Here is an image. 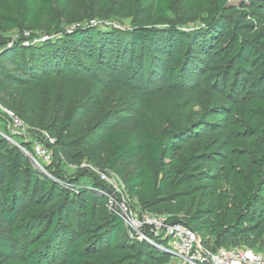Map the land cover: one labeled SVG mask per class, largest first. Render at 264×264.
<instances>
[{
  "label": "rangeland",
  "instance_id": "374dc122",
  "mask_svg": "<svg viewBox=\"0 0 264 264\" xmlns=\"http://www.w3.org/2000/svg\"><path fill=\"white\" fill-rule=\"evenodd\" d=\"M155 1L110 0L106 5L105 0H68L64 5H59L53 0L52 10L31 30L23 27L7 29L0 23V43H6L0 52L12 47L20 38L36 36L41 28H48L53 20L58 22L59 27L66 28L77 24L93 25L88 15L94 16L92 19L97 25L109 22L113 26L100 25V28L120 29L123 37H127L126 31L137 26H174L188 32V47L195 36L206 32V9H190L186 0H175L168 15L159 17L154 14ZM230 4L252 5L260 14L258 29L264 31V0H231ZM0 9L17 11L18 6L11 0H0ZM232 12L228 7L224 11L217 10V14L231 15ZM230 27L217 32L211 39L198 40L189 54L185 51L184 59L177 65L170 82L157 74L152 75L153 79L149 81L143 78L137 80L141 74L139 65L145 62L144 55H139L138 46L122 70L112 75L111 84L101 79L109 71L91 64V74L71 71L50 73L29 83L23 81L17 84L12 79L0 77V135L9 146L16 147L39 172L45 174L43 164L49 163L39 158L37 162L33 160L31 152L21 144L32 143L35 134L50 146L57 138L70 151L69 157L72 154H81V157L76 161L68 160V156H64L63 151L58 152L61 150L54 146V152L63 155L55 170L52 169L56 175L72 178L82 170L107 184L110 189L108 193L95 191L97 196L106 194V204L100 199L101 203L93 206L91 219L85 220L83 214H76L63 236L62 245L65 247L69 240L82 235L89 256L85 264L176 263L175 256L162 250L157 241L152 242L153 236L139 240L128 233V238L119 237L112 246L106 242L107 228L102 227V222L107 218V212L111 211L107 200L113 187L100 180L99 172L116 183L119 192L133 208L139 206L138 199L130 193L123 179L107 166L110 148L103 140L99 126L104 122L111 123L113 117L127 124L132 136L147 130L164 133L182 130L181 137L185 143L175 156L177 164L173 173L159 172V177L169 175V187L157 207L147 212L184 219L202 214L206 215V220L220 218L222 224H229L236 216H243L246 223L264 228V112L257 115L245 110L246 104L253 100H264V67L253 71L249 79L239 76L241 82L245 83L242 92L232 86L240 70L223 55V47L230 37ZM162 38L165 39L166 35ZM113 41L109 40L107 47L111 52L117 42ZM207 50L211 52L207 54ZM189 57L192 61L188 69H182ZM212 62L215 64L212 65ZM216 83L223 92L215 86ZM85 102L92 106L86 112L82 106ZM239 103L246 106L239 107ZM47 127L55 137L45 130ZM79 136L84 138V143L73 144ZM56 162L55 158L48 166ZM122 166L125 174L129 175L134 167L133 161ZM149 166L157 174L155 162L149 163ZM84 174L80 175V182L88 184L92 178ZM61 183L66 186V182ZM36 193L29 206L18 216V222L41 214L45 217V223L38 224L39 228L36 229L29 226L25 233L27 239L44 231L51 219L49 213L57 210L61 203L60 199L49 203L41 195L38 196L41 187ZM75 205L81 210L79 201L74 203L73 208ZM193 226L201 242L204 240L209 247H216L215 237L206 223ZM237 244L239 240L233 243L240 246ZM160 251L168 255L160 254ZM63 255L53 254L43 264H64Z\"/></svg>",
  "mask_w": 264,
  "mask_h": 264
},
{
  "label": "trees",
  "instance_id": "16d2710c",
  "mask_svg": "<svg viewBox=\"0 0 264 264\" xmlns=\"http://www.w3.org/2000/svg\"><path fill=\"white\" fill-rule=\"evenodd\" d=\"M11 1L18 6L17 11L0 9V23L7 29L23 27L31 30L53 8V0ZM67 1L56 0L59 5H64ZM174 1L156 0L154 14L159 17L167 16ZM230 1L186 0L190 9L207 10L204 18L206 32L195 36L189 47L188 32L176 29L174 26L166 28L137 26L126 31L127 37H123V31L120 29L114 27L101 29L100 25L108 26L106 23L66 28L59 27L58 22L53 20L48 28L46 26L41 28L39 33H33L36 36L20 38L12 47L0 52V77L12 79L17 84L24 83L23 81L29 83L50 73L71 71L76 74H91L89 67L91 64L109 71L105 76H101V79L111 84L112 75L122 70L121 68L132 58L134 49L138 46L139 55L141 54V57L142 54L144 55L145 62L139 65L141 74L137 80L143 78L149 81L153 79L152 75L157 74L170 82L177 65L184 59L185 51L189 54L198 40L211 39L217 32L231 26L228 29L230 37L223 47V55L232 60L240 70L238 76H235L236 83L232 86L242 92L245 83L241 82L239 76L249 79L253 71L264 67V31L258 29V24L261 22L260 14L252 5L235 6L231 5ZM109 2L110 0H105L106 5ZM226 7L233 10L231 15L217 14V10L224 11ZM93 17L88 15L87 18L94 20ZM163 35H166L165 39L162 38ZM111 39L117 41L112 52L107 49ZM5 46V42L0 43V48ZM210 52L207 50L206 53ZM191 61L192 58L189 57L182 69L187 70ZM214 64L212 62V65ZM221 84L224 86V83ZM215 86L223 92L217 83ZM246 105L245 110L249 113L261 115L264 112V100H253ZM246 105L238 104L239 107ZM82 106L84 112L92 107L87 102L82 103ZM111 119L113 120L111 123L104 122L99 126L101 136L110 148L107 166L123 179L127 189L138 199L140 209L152 210L157 207L169 187V175L159 177V172L173 173L177 164L175 156L185 143V139L181 137L182 130L175 129L176 131L167 133L147 130L132 136L131 128L121 119L117 117ZM45 130L55 137L50 128L47 127ZM34 139L32 143L24 142L21 145L34 155L33 144L44 143L50 148L52 155L48 165L52 164L55 158L57 159L56 164L52 166L42 163L45 174L39 172L27 156L22 155L16 147L9 146L7 140L0 135V264H43L53 254H64V264H85L89 256L82 235L69 240L65 247L62 245L63 236L76 214L78 216L83 214L85 220H88L93 217V206L101 203L100 199L106 204V194L97 196L95 191L108 193L110 189L107 184L94 179L91 174L82 170L84 175L92 178L88 184L80 182V175L83 174H80L81 171L72 178L64 176L61 178L60 175H56L55 166L59 164V159L63 155L54 152L52 149L54 146L61 150H57L58 152L63 151L64 156H68V160L76 161L81 154L78 156L72 154L69 157L70 151L64 148L57 138L51 146L36 134ZM83 140L84 138L79 136L73 144L81 145L84 143ZM131 161L134 165L133 170L126 175L122 165ZM152 162L156 164L157 174H154L149 166ZM49 175L54 177L50 178ZM61 181L66 182V186L67 183L70 186H64ZM40 187L41 193L38 196L41 195L49 203L60 199L61 203L57 210L49 213L51 219L44 231L37 229L39 233L27 239L25 233L28 227L39 228L37 225L45 223V217L34 214L20 223L18 216L29 206ZM78 201L82 204L81 210L76 208V205L73 208L74 203ZM106 217L102 227L107 228L108 245H114L119 237L128 238L123 220L118 214L109 211ZM168 220L181 222L190 227L199 238L200 235L193 224L206 223L210 233L215 237L216 247H209L204 240L201 244L211 250L236 246L233 245L236 240H239L237 245L264 248V228L246 223V218L243 216H236L229 224L220 223V218L206 220V215L202 214H195L189 219L169 216ZM147 234L153 236L149 231ZM152 241L158 242L154 237ZM141 243L147 244L145 241ZM159 253L164 254L163 251Z\"/></svg>",
  "mask_w": 264,
  "mask_h": 264
},
{
  "label": "built area",
  "instance_id": "2783aa9c",
  "mask_svg": "<svg viewBox=\"0 0 264 264\" xmlns=\"http://www.w3.org/2000/svg\"><path fill=\"white\" fill-rule=\"evenodd\" d=\"M90 22L97 25L94 20ZM106 24L110 25L109 22ZM32 147L36 156L31 153L33 160L37 162L39 158L46 164L50 163L52 155L47 145L35 142ZM98 176L113 187L107 205L121 217L127 233L139 240H147V231L151 232L161 249L175 256V264H264V248L240 245L211 250L201 244L199 236L190 227L181 222H171L168 217L147 212L139 206L133 208L119 192L113 180H109L106 174L101 172Z\"/></svg>",
  "mask_w": 264,
  "mask_h": 264
}]
</instances>
